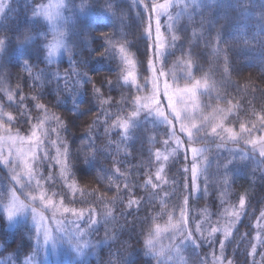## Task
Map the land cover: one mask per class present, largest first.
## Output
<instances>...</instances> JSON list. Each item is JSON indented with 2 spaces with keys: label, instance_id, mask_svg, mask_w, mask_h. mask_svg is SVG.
Masks as SVG:
<instances>
[{
  "label": "trees",
  "instance_id": "16d2710c",
  "mask_svg": "<svg viewBox=\"0 0 264 264\" xmlns=\"http://www.w3.org/2000/svg\"><path fill=\"white\" fill-rule=\"evenodd\" d=\"M45 1L32 0V3ZM81 2L82 0H65L62 18L55 31L40 18L39 23L29 21L23 28L26 35L35 38L26 47L40 48L41 54L44 49L45 57L48 51L47 44L52 43L54 38L60 37V32H63L64 44L73 49L71 63L69 53L66 51L50 64L47 61L36 65L29 63L27 69L12 67L7 62V57L0 60L4 65L0 68V122L6 130L26 135L41 120H47L50 122L48 125L52 123L51 128H57L59 131V139L55 133L57 146L61 147L62 141L68 149L66 161L63 156L64 178L59 177L54 159L45 160L41 166L49 170L47 167L49 163V167L52 168L53 180L45 181V184L49 182L46 188L51 195L53 192L60 193L54 198L60 201L63 197L65 207L85 210L81 219L83 221L79 220L81 222L78 226L87 232L83 240L88 242V247L77 260H74L72 255H67L69 261L64 264H123L124 261L125 264H158L152 253L145 255L148 250L144 248V239L150 231L155 239V230L164 227L169 218L176 219L185 206L184 197L188 195V190L183 188L186 181L180 171L186 166L184 154L180 152L176 156L169 155L167 160L160 155L158 161L156 153L169 148L165 146L164 141L168 140L170 145V138L164 133L165 126H159L157 130L150 123L138 127L132 139L121 142L123 129L112 125L118 117L124 118L125 113L131 114L133 99L137 95H142L143 91L137 93L135 85L130 89L126 85L123 90L115 87L110 91L105 85L102 88L103 95L99 99L92 95L93 84L100 87L99 81L102 79L111 80L115 85L116 76L120 74L123 83L128 65L120 61L118 37L113 40L116 44V61L106 63L101 58L95 59L99 52L104 51V44L108 43L103 40L101 33L112 35L121 27V21L114 17L111 11L103 10L108 8L111 0L109 3H106V0H85L86 6L91 5V10L87 15L76 17L71 5L74 3L79 8ZM24 4L25 0H13V8L19 9L14 10L13 15L20 20L21 25L26 23ZM208 7L204 15H208L209 11H214L213 14L217 16L229 14L238 17V25L224 30L222 39L226 42L217 45L215 30L210 34H202L199 29L198 22L201 18L199 15L195 16L193 21H190L187 15H183L176 21L173 32L170 33L163 28L167 46L170 44L171 35L180 37L177 41L178 46L176 48L169 46L166 51L165 71L178 74L179 84L189 83L190 81H186L183 75L186 74L188 60L195 59L191 82L200 80L206 89V94L201 99L202 109L214 113L215 109H225L223 113L215 115L219 119L221 116L225 117L223 121L221 120L225 127L234 128L236 131L239 130V122L251 121L259 127L257 117L264 115V32L258 29L260 9L249 5L240 10L244 13L241 16L227 6V0H214L208 3ZM115 9L117 12L123 11L127 16L125 22L127 27L124 30L131 41L132 49H129V53L132 59L137 61L133 67L136 83L142 86L151 73L146 71L145 41L137 36L136 27L131 23L135 21L136 26L139 24V17L135 14L137 9L132 7V2L128 0H115ZM140 11L143 15V11ZM27 16L31 17L30 11L27 12ZM69 27L71 29L69 39L72 42L68 39ZM185 27L187 31H181ZM88 29L92 30V37L85 41L83 35ZM2 35L3 32H0V36ZM206 39L211 40V43L206 45ZM181 44L182 49L179 47ZM214 48L218 50L214 52ZM168 52L173 53L168 55ZM190 52L196 53V56L191 57ZM225 53L228 59L227 73L224 72ZM144 60V68L141 69L139 61ZM81 61H85L87 66ZM117 64H120L119 68L116 67ZM95 69L100 72L90 71ZM42 72L44 75H41ZM49 72L58 74L60 88L67 84L69 91L74 86L73 82L79 79L74 73H88L92 80V83L87 85L90 103L82 104L80 107L82 110H86L90 105L95 107L92 111H84V114L73 122L74 128L69 124L64 109L56 106L57 95L61 94L55 92L57 80L56 77L49 80ZM76 87L83 90L84 85L81 82ZM9 96H12L11 101L8 99ZM21 97L25 98L22 104ZM33 97L36 99L33 100ZM104 100L108 103H102ZM37 103L45 105V109H37L35 107ZM17 105L21 110L29 112L27 124L23 121L19 125L15 121L6 123L9 114L18 118ZM105 112L107 115L103 114ZM55 117H59L67 131L59 129ZM97 117L99 120L95 123ZM52 138L51 140H54ZM44 140L45 150L53 157L54 148L48 144L47 137ZM61 149L64 151L63 147ZM94 154L95 160L88 164L81 163L86 155L91 157ZM207 157L210 158L199 179L198 198H188L189 210H192L190 214L202 215L200 210L203 212L205 223L211 225L222 223L229 220L232 213L239 212V197L246 196V215L237 221L227 239H221L222 235L216 234L211 237L212 243H203L197 250L187 245L180 251L182 261L175 264H199V261L212 264L213 260L219 257L226 264L228 261H232L233 264H264V256L261 255L264 253V229L260 228L259 223L260 212L264 209L262 172L264 164L249 156L241 160L239 155H232L226 151L214 153L210 150ZM226 159L233 161L227 172L222 167ZM160 169H163L161 175L168 183L159 182L161 184L159 189L143 187L148 179L157 182L155 177ZM46 174L47 171L42 172V175ZM225 174L228 178L227 183H224ZM6 177L7 171L0 165V195L7 191ZM126 184L129 189H125ZM68 185L72 187L69 188ZM153 192L158 195H152ZM129 198L141 199V206L137 208L133 205L131 209L127 208ZM88 209L95 210L94 218L98 221L91 227L88 226ZM108 209H111L114 221L111 217L107 221L104 220ZM245 233L248 235L243 236ZM221 240L225 241L223 252L219 244ZM253 247L256 249L255 254H252ZM26 257H31L35 262L42 261L44 264L40 244L34 235V227L27 221H19L11 226L3 211H0V264H25Z\"/></svg>",
  "mask_w": 264,
  "mask_h": 264
},
{
  "label": "snow or ice",
  "instance_id": "6c2138e0",
  "mask_svg": "<svg viewBox=\"0 0 264 264\" xmlns=\"http://www.w3.org/2000/svg\"><path fill=\"white\" fill-rule=\"evenodd\" d=\"M106 3H109V0H106ZM251 6L253 8L259 7V20L260 24L258 25V29L260 32H264V0H227V6L236 12L239 15H244L241 12V9H244L247 6ZM63 6V0H61V4L58 7ZM172 0H163V2H158V0H132V7L137 9L136 16L139 17V24L136 26L135 21H132V26L136 27V33L138 37H142L146 44V52L145 58L147 59V69L146 71L153 73L151 79H145L143 85L136 83V76L132 71H129L127 75L123 76V83H121V75L117 74L115 85L113 81L102 79L99 81L100 87H96L93 84L91 89V93L95 96L96 99H99L102 93V88L105 85L108 86L109 90L115 89V87H119L121 90L127 85L129 89L132 85H135L136 92L141 93L142 91H149L150 85V95L142 96L137 95L132 103L133 110L131 114L125 113L124 118H117L115 124L112 126L122 128L123 132L121 134V142H127L135 136V130L141 125L152 124L159 130V126H165L164 133L166 136H171L175 138L176 146L172 149V153L170 155L176 156L181 152L182 145L184 148V160H188V148L187 145H192L195 143H204L207 140L211 139L213 143L217 140L220 141L216 147L225 148L227 143L231 142L233 145H239L241 141H243L244 145H251V154H256L259 158V162L264 164V136H259L257 138H252V133L254 131L259 132L264 130V115H260L257 117L259 122V127H257L256 123L251 121L248 122H239V133L236 132L234 128L225 127L224 123H217L216 116L214 115L211 118H205L202 115H197L195 112L190 113L187 104L184 107H179L182 103V94L188 96L190 99L188 103H191L193 107H195V97L197 94V90L201 87V81L195 80V82L191 83L190 86L185 85L184 87H179L177 79L174 75H170L165 71L166 62H165V52L168 50V47L176 48L177 41L180 39L179 36L173 34L170 38V44L165 46L161 40V17H167V31L173 32L175 29V23L179 20L180 15L187 14L188 19L193 21L195 16L199 15L201 18L198 22V27L201 29L202 34H210L212 30L216 31V43L219 45L220 43H225L222 39V33L224 30L228 28H234L238 25V17H233L231 15L225 16L221 14L219 16L214 15V11H209L208 15H204V11L208 10V0H183L181 13H178L175 17L169 12V8L172 7ZM48 7L50 5H45L44 3H32V0H25L24 8L26 11V23L21 25L20 20L13 15L14 10L18 11L19 9L13 8V0H0V32H3V35L0 36V60H4L7 57V62L11 64L12 67H24L28 68L29 63L32 65H36L38 63H44L47 61L49 64L52 62V58L55 57L61 47L64 48V51L69 53V62H72L73 49L64 45V33L60 32V39L55 40L54 42L47 44V57L44 56L43 46L40 45L43 49V53L41 54L40 48L32 47L27 48L26 45L33 41L35 38L31 35H26L23 31L24 26L31 21L32 23H39V18L44 17L49 21H53L54 17L47 12ZM73 14L76 17L87 15L91 10V5L86 6L85 0H82L79 8L73 3L71 5ZM106 12L111 11L114 17L121 21V27L119 30H115L112 35L107 33H101V36L104 41H107V45L104 44L103 52H99L98 57L103 59L106 63L116 61V44L113 43L115 38H119L120 46L118 49L120 61L124 64H127L131 67H135L137 61L132 59L131 54L129 53V49L131 48V41L128 40L127 34L125 32V27L127 24V16L123 11L117 12L115 9V0H111L107 9H103ZM143 11V15H141V11ZM31 12V17L27 16V12ZM56 19H61L59 12L56 14ZM145 19H147V25L145 26ZM155 20V38L153 39V26L152 21ZM14 21V23H13ZM223 21V23H221ZM181 31H187V28L181 29ZM71 34V29H68V39ZM195 35V33H193ZM23 37V39H19V37ZM89 37H92V30L88 29L84 32L83 39L86 41ZM38 39H36L37 41ZM187 40V38H185ZM70 42H72L69 39ZM206 45L211 43V40H205ZM247 43V41H246ZM182 49L183 45H179ZM27 48V50H25ZM162 48L164 49L162 51ZM218 48H214L213 51L216 52ZM173 52H168V55ZM189 55L191 57H195L196 53L190 52ZM163 58L164 64L161 67H157V60ZM85 66L86 62L81 61ZM144 62H140L141 69L144 68ZM196 64L195 59H189L185 71L187 73V78L191 82L192 78V70L194 65ZM224 72H228V59L227 53H225L224 60ZM4 65L0 63V68ZM117 68L120 67V64L116 65ZM92 72H100V70H90ZM79 79L73 82L74 86L69 91L67 90V84H65L64 88H60L59 86V77L58 74L49 72L48 77L49 80L52 77H56L57 87L55 92L61 95H57L56 98V106L64 109L65 114L68 116L69 124L74 128V121L78 120L80 116L84 114V111H92L95 105H90L86 110H82L80 105L90 103L88 100V90L87 85L92 83V80L88 73H74ZM41 75H44L42 72ZM161 78H163V89L160 88ZM169 79H171L172 84L168 83ZM183 79V77H181ZM82 82L84 85L83 90L76 87ZM158 97L165 98L167 103L164 107H161V100ZM9 101L12 100V96L8 97ZM24 97L20 98V103L22 104L24 101ZM36 97H33L35 100ZM123 99V97H122ZM102 103L107 104L108 101L104 100ZM153 103L155 107H153ZM37 109L44 110L45 105L37 103L35 105ZM225 109H215L216 114L223 113ZM18 118L13 117L12 115H8L6 123H12L15 121L17 125L23 121L25 124L28 123L30 114L27 110H21L19 105H17ZM107 115V113H103ZM255 116V113H253ZM221 120L223 121L225 117L221 116ZM59 124V129L63 131H67V127L60 121L59 117H55ZM199 119L200 123L197 124L194 121ZM99 117H97L98 123ZM187 122V123H186ZM179 125V132L181 134H186V139L181 141L179 137H177L176 133V125ZM111 127V126H110ZM168 129H172L169 133ZM210 129V131H209ZM107 131V130H106ZM51 133H57V137L59 139V131L57 128H51ZM245 133L247 135H245ZM7 135L11 137V133L8 132ZM19 137V133L16 134ZM32 137H35V146L29 147V151L33 152L32 163L29 164L26 159H24V153L19 150L13 151L12 145L9 144L8 140H4L3 144L9 145V151L7 156L5 157L3 147L0 146V165H3L8 169L9 174H7L6 179L8 180L7 191L0 195V211H3L6 219L9 222H13L17 216H22L27 213L31 214L33 227H34V235L37 243L40 241V236L43 234L44 243L47 244L50 239H52L51 231L46 226V218L42 212H38L36 207L33 205L39 201L40 205L44 208L52 207L53 215L55 216L56 212H60L62 209L63 213H71L75 220H81L84 217L85 210H77L75 208L63 207V197L60 200V207H57L54 201L49 197L48 193L44 191V186L41 183V180L52 181L53 176L49 175L48 177L41 176V180H35V187H33V180L39 173V166L42 162V159H55L56 163H62V161L58 158L60 155L65 157V161L67 158L68 149L63 145L61 141V147H63V153L57 149L58 156L56 158L50 157L47 150L44 149L45 141L39 137H37L36 130L32 131ZM77 139H81V137H77ZM50 143L55 146L57 141L51 140ZM165 146H169V141H164ZM207 148H196L192 147L190 149V153L192 156L191 166H185L180 169L182 175L185 178V183L183 184V188L188 190L189 196L196 192L200 193L199 187V175L204 172L205 169L198 167V158L203 156V154L207 151ZM228 152L232 155H239L241 160L246 159L249 156V150L247 147L244 148H229ZM37 151H43L44 155L42 158L38 159L35 155ZM156 158L159 161L160 153H156ZM95 154L91 157L85 156L82 164H88L91 161L95 160ZM165 160L168 159L167 156L164 157ZM206 159V157H204ZM233 163L232 160H227L226 163L222 165L225 169V172L229 170V165ZM23 165V173L18 172V169ZM63 166V165H62ZM118 171V169H117ZM163 169H160L156 173V183L153 182L152 179H148L145 181L143 187L151 189H159L161 184L159 182H163L167 184L168 181L164 180V177L161 175ZM190 172V182H188V174ZM264 172V169H262ZM27 175V179H24V175ZM228 182L227 175L225 174L224 183ZM65 183H67V179H65ZM175 183V181H173ZM19 185V187H17ZM54 185H49L52 187ZM71 188V185H68ZM125 189H129V186L126 184ZM26 190H29L26 192ZM205 193L207 192V187L204 189ZM39 193L36 195L35 193ZM18 193L20 195H18ZM60 193L53 192L52 196H58ZM152 195H158V193L153 192ZM21 196H24V200H21ZM188 203V196L184 197V204ZM246 196H240L238 200L239 212L233 213L236 217V220L239 221L242 219L244 215H246ZM135 205L137 208L141 206V199L139 198H129L127 201V208L131 209ZM89 219L88 226H94L98 223V221L94 218V209H88ZM131 215V212H129ZM111 217L112 220H115V217L112 214L111 209H108L106 215L104 216V220L107 221L108 218ZM261 219H264V209L260 212ZM58 226L61 224L59 220L56 221ZM180 227L176 229L177 235L179 236V240L177 243L171 245V248H174L176 253L179 254L181 247L185 245H190L194 250H197L202 246L203 243H212L211 240L212 234L218 231L217 228H212L208 234V237H204L201 225L197 224L195 226V232L200 233V238H194V232L187 230L183 225L184 221V209H181V218H180ZM173 227H176L173 225ZM59 231L63 232V227L58 228ZM160 229H156V234L158 235ZM87 234L86 230H82L78 225L75 227V232L70 234V241L75 240L76 243V252L77 254H81L84 247H88V242L83 240V237ZM225 238L229 236V232L225 230ZM245 233L243 236H247ZM115 237H113L114 239ZM243 239V237H242ZM220 249L223 252L225 248V241L221 240L219 242ZM144 248L148 251L145 252V255L152 253L154 256H161L164 253V249H157L154 244V236L150 231L148 236L144 239ZM255 247L252 249V254H255ZM264 256V253H261ZM25 264H32V258L26 257ZM125 264V261L123 262ZM199 264H205L204 261H199ZM228 264H233L232 261H228Z\"/></svg>",
  "mask_w": 264,
  "mask_h": 264
},
{
  "label": "rangeland",
  "instance_id": "374dc122",
  "mask_svg": "<svg viewBox=\"0 0 264 264\" xmlns=\"http://www.w3.org/2000/svg\"><path fill=\"white\" fill-rule=\"evenodd\" d=\"M128 1L132 2V0H128ZM212 1H214V0H208V3H211ZM146 2H147V0H146ZM158 2L162 3L163 0H158ZM182 3H183V0H172L173 6L169 8V12H171V14L174 17L178 13H181ZM44 4L45 5H50V7H48V9H47V12L49 14H51L54 17V19H53V21H49V20L45 19L44 17H40V19L43 20L44 22H46L47 24H49V26L52 28V30L55 31L58 28V25L60 24V19H56L55 17H56L57 12H59L60 17L62 18V10L64 8L65 0H63V6L62 7H58V5L61 4V0H46L44 2ZM183 15H187V14H182V15H180V17H182ZM167 23H168L167 17L166 16L161 17V33H160V37H161V40H162V42L164 43L165 46H167L168 42H167V39L164 36L163 28L167 29ZM152 26H153V37L152 38L154 39L155 35H156L155 31H154V28H155V20L154 19L152 21ZM57 39H60V37H55L52 42H54ZM163 50L164 49L162 48V51ZM63 51H64V48L61 47V49L59 50L58 54L55 57H53L52 60L53 61L58 60L62 56ZM165 55H166V52H165ZM161 66H163V58L157 60V67H161ZM129 71H132L135 74L134 68L128 65L127 69L125 70V75H127V73ZM166 72H168V71H166ZM152 75H153V73L150 74L149 80L151 79ZM170 75H174L176 77V79H178L177 76H179L178 74H176L173 71H172V73ZM183 76H184V79L186 81H189L188 78H187V73L185 75H183ZM193 82H195V80H193L191 83H193ZM168 83L170 85L172 84L171 79H169ZM191 83L190 82L189 83H182V84L178 83V86L182 88L185 85L190 86ZM160 88H161V90L163 89V78H161ZM205 94H206V89L203 86V84L201 83V87L197 90V94H196V97H195V107H193V105L191 103H188L190 98L188 96H186V95H183V94H182V103L180 105H178V106L179 107H184L185 104H187V107H188L190 113L195 112L197 115H202L205 118H211V117H213L215 115V113L214 112H210V111L209 112H205V110L202 109V105H201L202 101H201V99H202V97ZM147 95H150V85H149V91H143V94H142V96H147ZM158 99L161 100L160 106L164 107V105L167 103V100L165 98H162V97H158ZM153 107H155L154 103H153ZM194 122L199 124L200 120L197 119ZM216 122L217 123H222L221 119H219L217 116H216ZM48 123H50V122H48L47 120H41L40 123L35 125L33 127V129L28 134H26V135L19 134V137H17V135H16L17 133L16 132H12V131L6 130L3 127L2 123L0 122V146L3 147V151H4V154H5V157L7 156V153L9 151V145L8 144H3V141L4 140H8L9 144L12 145L13 151L19 150L20 152L24 153V157L23 158L26 159L29 164H31L32 163V159L31 158L33 156V152L29 151V147L30 146L34 147L35 146V140H36L35 137H32V131L33 130H36L37 137H39V138H41L43 140H44L45 137L48 138V142H49L48 144L51 145V148H54L53 149V154H52V156L54 158H56L58 156L57 149H59L60 152L63 153V150L61 149L60 146H57V143H56L55 146H53L50 143L52 136H53L52 139L56 140V135H55V133H54V135H51L50 129L53 126H51L52 123L50 125H48ZM168 130H169V133L172 131V129H168ZM209 131H210V129H209ZM8 132L11 133V137H9L7 135ZM236 132L239 133V130L236 131ZM176 133H177V137H179V139L181 141H184L186 139V134H181L179 132V125L178 124L176 125ZM245 135H247V134L245 133ZM259 136H264V130L252 133V138H254V139L259 137ZM169 138H170V145L168 146L169 148L166 149V150L163 149L161 152H159L160 155H162L163 159H164L165 156L169 157L170 153H172V149L175 148V146H176L175 138H172L171 136H169ZM219 143H220L219 140H217L215 143H213L211 141V139H209V140H207L204 143H195V144H192V145H187V148H188L189 152H188V160L185 161L186 166L189 167V169H190L191 161H192V156H191V153H190V149L192 147L207 148L208 149L203 154V156L198 158V161H197L198 167H201V168H204V169L206 168L207 163H208V159L210 158V157H207V155L208 156L210 155V150H212L214 153H217V152L219 153L221 151H226V153H229L228 150H227L229 148L235 149V148L247 147V149L249 150V153H250L249 157L259 161V158H258V156L256 154H251V147L252 146L251 145L245 146L243 141H241V143L239 145H233L231 142H229V143H227L225 148H219L218 149L216 147V145L219 144ZM44 144L46 145V141H45ZM43 147L45 149V146H43ZM184 148H185V146L182 145L181 152L183 154H184ZM35 155H36V157L38 159H40V158L43 157L44 153H43V151H37L35 153ZM204 157H206V159H204ZM58 158L62 161V163H56L55 159H54L55 160L54 163H55V165L58 168L59 177L64 178L63 176H65V167H64L65 161H64L63 155H60ZM45 160H47V159H42V162H44ZM42 162L40 163V166H39L40 175H37L35 177V179L33 180V187H35V180H41V176L46 178V177H48V175H51L52 168L49 167V163H48V166H47L49 168V170H47L46 167L45 168L41 167L42 166ZM1 166L4 167L3 165H1ZM4 168L7 171V174H9L8 169L6 167H4ZM23 171H24V169H23V165H22L21 168L18 169V172L23 173ZM43 171L44 172L47 171L46 176L42 175ZM202 173H200L199 179L201 178ZM24 179L25 180L27 179V175L26 174L24 175ZM62 181H64V180H62ZM188 182H190V172L188 174ZM41 183L44 186V191H46L48 193L49 197L54 201L55 205L57 207H60V201L56 200L51 195V193L48 191V188H46V186L49 184V182L45 184V180H41ZM17 187H19V185H17ZM27 191H29V190H26V192ZM35 194L38 195L39 193L37 192ZM18 195H20V194L18 193ZM198 195L199 194H197L196 192H193L190 196H189V193H188L187 196H188V198L192 197L193 199H196V198H198ZM20 198H21V200H24V196H21ZM194 203H197V202L194 201ZM33 206L36 207L38 212H42L43 215L46 218H48L45 223H46L47 228L51 231V236H52V239H50L47 244L44 243L43 234H41V236H40L39 244H40L41 251H42V254H43V262H44V264H64V262L67 263L69 261V259H67V257L70 256V255H72L74 260H77L80 257H82L83 254L82 255L81 254L78 255L76 250H75L77 242L75 240H71L70 241V234L75 232V227L79 224V222H81L83 220H81V221L75 220V217H73L71 213H63L62 209H61L60 212H56L55 216H54L53 215V208L52 207L44 208V207H42L40 205L39 201H37ZM63 207H65V206L63 205ZM189 207H190L189 203H187L183 207V209H184V221H185L183 226L187 230L194 232V238L197 237V239H199L200 235H201L200 233H196L195 232V226L197 224L201 225L204 237H208V234H209V232L211 231L212 228H217L218 231L216 233H213L212 237L216 236V234H221L222 235L221 239H224L225 238V235H224L225 230H227L229 232V235H230V233L232 231V228L237 223L236 217H234L233 213H232L231 214V218L229 220H226L225 222H222V223L218 222V223H215V224L211 225V223H205L204 222V219L202 217L203 212H201L199 210V212L202 213V215H200V214L192 215V214H190L192 210H189ZM180 218H181V212H180L179 216L176 219L169 218L168 221H167V224L164 225V227L162 226V227L159 228L160 232H159L158 235L156 234V230H155V239H154L155 243L154 244L157 246L156 247L157 249H161V248L164 249L163 255L155 256L156 259H157V263L158 264H160V262H162L164 264H175V263H180L182 261L180 252H179V254H177L175 249L171 248V245L177 243V241L179 240V236L177 235L176 229L180 227V223H179ZM57 220H59L61 222V224L59 226H58V224L56 222ZM19 221H27V222L30 223V225L33 226L32 217H31L30 213H27V214L22 215V216H17L13 222H10L11 226H13L15 223H18ZM259 223H261L260 228L264 229V219H262V220L260 219ZM173 225H175L176 227H173ZM59 227H63L64 231L63 232L59 231L58 230ZM186 246L187 245L182 246L181 250L183 248H185ZM85 248L86 247L83 248L82 252L84 251ZM41 262L32 261V264H42ZM212 264H226V263L224 261L222 262L220 260V257H219V258L214 259Z\"/></svg>",
  "mask_w": 264,
  "mask_h": 264
}]
</instances>
